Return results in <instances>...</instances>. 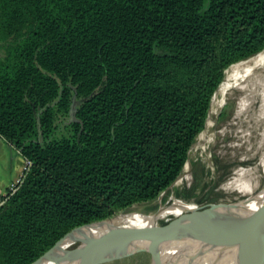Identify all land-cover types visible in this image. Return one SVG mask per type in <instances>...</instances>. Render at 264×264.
I'll return each instance as SVG.
<instances>
[{
  "label": "trees",
  "instance_id": "obj_1",
  "mask_svg": "<svg viewBox=\"0 0 264 264\" xmlns=\"http://www.w3.org/2000/svg\"><path fill=\"white\" fill-rule=\"evenodd\" d=\"M263 48L264 0H0V135L29 161L0 203V264L155 198L224 70Z\"/></svg>",
  "mask_w": 264,
  "mask_h": 264
},
{
  "label": "water",
  "instance_id": "obj_2",
  "mask_svg": "<svg viewBox=\"0 0 264 264\" xmlns=\"http://www.w3.org/2000/svg\"><path fill=\"white\" fill-rule=\"evenodd\" d=\"M74 103L73 94L68 109L69 119L74 118ZM217 205H222V208H216ZM108 217L71 227L27 264L50 261L54 264H99L138 251L148 253L149 264H264L262 194L225 203L208 202L199 208L172 216L171 219L165 220L167 222L149 225L127 243H115L111 241L112 235L105 234L99 237V247L87 253L79 255L53 253L72 230ZM205 231L209 233L205 234ZM185 235L199 237L198 239L208 248L187 257L188 261L184 260L170 250V245Z\"/></svg>",
  "mask_w": 264,
  "mask_h": 264
},
{
  "label": "bare ground",
  "instance_id": "obj_3",
  "mask_svg": "<svg viewBox=\"0 0 264 264\" xmlns=\"http://www.w3.org/2000/svg\"><path fill=\"white\" fill-rule=\"evenodd\" d=\"M262 71H264V48L245 59L230 64V66L224 70L223 78L211 96L203 128L193 139L188 149L186 161L179 174L173 182L166 187L165 190H169L167 198L163 202L160 201L162 192L156 196L157 203L154 211L143 212L131 209L97 222L80 226L72 230L67 237L58 244L53 253L63 255L87 253L99 247V237L105 234L112 235L111 241L115 243H127L137 233L147 229L149 225L157 224L167 217L179 215L192 209L194 207V198L191 196L183 197L176 195V191L187 186V172L192 165V160L195 159L196 156H200L203 159L202 161L205 162V171L208 168L212 169V164L210 160H208V157L210 145L216 132L214 128V115L223 103L225 94L231 88H235L240 91L239 96H237L238 99L235 112L239 113L248 109L252 103V98L257 95L259 96V103L257 105V112L253 115V119L255 122L262 119L264 117V75ZM260 136L262 141H264V125L260 131ZM260 166L264 174V156L260 160ZM252 168H254L253 165H238L232 170V175L226 180L224 179L225 181L221 186L225 189H235L240 193L242 186L246 184L249 186L253 196L259 194L264 195V186L258 192L254 193L257 182L256 178H253L251 175ZM219 207L222 208V205L216 206V208ZM204 233L208 234L209 231H205ZM198 238L199 237L196 238L194 236L185 235L181 239L174 240L170 245V250L177 256L188 261L186 259L187 257L208 248V246L202 243ZM42 264L54 263L50 261L43 262Z\"/></svg>",
  "mask_w": 264,
  "mask_h": 264
},
{
  "label": "rangeland",
  "instance_id": "obj_4",
  "mask_svg": "<svg viewBox=\"0 0 264 264\" xmlns=\"http://www.w3.org/2000/svg\"><path fill=\"white\" fill-rule=\"evenodd\" d=\"M262 72L264 75V71ZM239 94L240 91L238 89L231 88L225 94L224 101L219 107L220 110L226 100H228V105L226 107L228 114L222 115L218 119V110L214 115V128L216 132L210 145L208 157V160H210L212 164V169L206 168L207 170L205 171V162L202 161L203 159L200 156H196L195 159L192 160V165L187 172V186L181 189L182 192L187 190L194 180V173L197 174L198 171H200L198 173L199 179L197 184L188 191V195L193 197L195 201L203 203L204 205L208 202L225 203L235 201L253 195L249 186L246 184L242 186L240 193L235 189H225L221 186V184L232 175V170L238 165H253L254 168L252 169L254 171L252 170L251 175L253 178H256L257 182L254 193L258 192L264 186V174L260 166V160L264 156V141H262L260 136V131L264 125V117L257 122L253 119V115L257 112L259 96L255 95L252 98V103L248 109L236 113V102ZM161 192L160 201L163 202L167 198L169 190H162ZM177 192L179 193V191ZM247 199L249 200V198ZM156 203L157 197L145 201L134 202L127 207L116 210L109 217L131 209L143 212L154 211ZM167 218L166 219L169 220L170 217ZM161 221V223L167 222L165 220ZM142 252H134L125 258L122 257L99 264H149L148 253Z\"/></svg>",
  "mask_w": 264,
  "mask_h": 264
},
{
  "label": "crops",
  "instance_id": "obj_5",
  "mask_svg": "<svg viewBox=\"0 0 264 264\" xmlns=\"http://www.w3.org/2000/svg\"><path fill=\"white\" fill-rule=\"evenodd\" d=\"M24 158L20 152L0 135V195L20 176Z\"/></svg>",
  "mask_w": 264,
  "mask_h": 264
},
{
  "label": "built area",
  "instance_id": "obj_6",
  "mask_svg": "<svg viewBox=\"0 0 264 264\" xmlns=\"http://www.w3.org/2000/svg\"><path fill=\"white\" fill-rule=\"evenodd\" d=\"M28 163H29V161L26 158H24V167H23V170L27 167ZM23 170H22L20 176L16 179V181L13 184L10 185V187H9V190L10 191L13 190L14 187H15V185L21 180V177L23 175ZM5 194L6 193L0 195V203L3 201V198H4V195ZM193 204H194V207L192 209H195V208H199L201 206H204L203 203L197 202V201H195V199H194V203ZM167 219H165V220H167Z\"/></svg>",
  "mask_w": 264,
  "mask_h": 264
}]
</instances>
